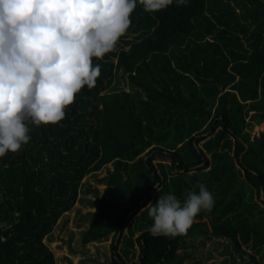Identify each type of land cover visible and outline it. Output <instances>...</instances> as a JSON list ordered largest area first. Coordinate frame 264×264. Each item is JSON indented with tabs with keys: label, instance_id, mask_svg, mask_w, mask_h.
Segmentation results:
<instances>
[{
	"label": "trees",
	"instance_id": "16d2710c",
	"mask_svg": "<svg viewBox=\"0 0 264 264\" xmlns=\"http://www.w3.org/2000/svg\"><path fill=\"white\" fill-rule=\"evenodd\" d=\"M230 1L238 12L228 0H173L154 13L138 3L114 51L93 58L101 69L95 87L85 86L59 123L29 124V142L0 157V264H55L43 239L82 187L94 211L81 243L117 236L113 264H182L188 246L211 236L225 240L221 252L231 260L223 264H237L232 253L241 264H264V133L257 142L248 131L264 121V0ZM207 36L212 42L201 48ZM189 48L195 61L213 50L200 83L169 76L157 85L140 81L143 98L105 93L116 74L136 81L154 80L153 70L175 72L167 53ZM107 163L97 179L101 194L81 182L93 164ZM198 184L213 195L212 209L201 210L184 235L151 236L144 207L169 193L183 203Z\"/></svg>",
	"mask_w": 264,
	"mask_h": 264
},
{
	"label": "clouds",
	"instance_id": "9594fccd",
	"mask_svg": "<svg viewBox=\"0 0 264 264\" xmlns=\"http://www.w3.org/2000/svg\"><path fill=\"white\" fill-rule=\"evenodd\" d=\"M138 3L154 13L173 0H0V157L29 142V124L59 123L76 95L95 87L101 69L93 58L114 51ZM197 187L183 203L169 193L144 207L151 236L184 235L212 209L213 195Z\"/></svg>",
	"mask_w": 264,
	"mask_h": 264
},
{
	"label": "rangeland",
	"instance_id": "374dc122",
	"mask_svg": "<svg viewBox=\"0 0 264 264\" xmlns=\"http://www.w3.org/2000/svg\"><path fill=\"white\" fill-rule=\"evenodd\" d=\"M230 5L236 9L238 12V6L232 1L228 0ZM238 7V8H237ZM214 21V19H213ZM239 32L238 36L240 40L246 45V36H243ZM208 41L212 42V39L208 36L203 38L199 44L203 48V44ZM214 42V41H213ZM221 45V42L217 41ZM206 47V46H205ZM184 49V48H181ZM191 49H186L184 51L178 50L176 53H167L170 56V65L175 68V72L169 71L164 72L161 70H153L152 77L158 81L151 80L150 76H146L143 79H137L136 81H131L127 78V75L116 74L110 84L109 89L105 91L106 94H121L126 93L127 95L134 97V99L145 97L144 88L140 81L145 83L152 82L153 84H158L162 80H168L169 78L174 79L178 84H183L185 82H193L195 84L200 83L199 75L205 73L208 70V59L206 56L213 53V50H208L207 48L199 56V61H195L190 56ZM171 54V55H170ZM231 61L227 59L224 65V70L231 73ZM264 133V124L256 125L254 130L251 132V136L260 137ZM206 135V134H205ZM155 161H162L170 163L169 157L165 155H158ZM106 169H111V164L107 163L102 166L98 164H93L87 169L85 175L83 176L81 182L83 184L96 186L99 190V194L105 187L104 182H99L97 179L104 177L107 172ZM83 188V187H82ZM79 193V201H77L71 210L64 213L54 225L52 232L43 239L46 245L52 250L55 258V264H113L112 263V243L118 238L112 233L106 235L105 238L90 242L85 245L81 243V233L87 226V213L93 212L94 208H89L86 205V199L93 200L89 195L83 193V189ZM3 241V240H1ZM225 242L223 238H216L211 236L205 239L204 244L195 242L193 245L186 248L187 251L191 252L190 257L183 260L182 264L193 263L195 261H200V264H223V258L226 259L225 262L229 263L231 257L228 253H223L222 245ZM182 249V248H181ZM185 250V248H183ZM182 251V250H179ZM230 253L231 250L228 249ZM235 257V262L241 264V259L237 254L232 253Z\"/></svg>",
	"mask_w": 264,
	"mask_h": 264
},
{
	"label": "water",
	"instance_id": "95a60500",
	"mask_svg": "<svg viewBox=\"0 0 264 264\" xmlns=\"http://www.w3.org/2000/svg\"><path fill=\"white\" fill-rule=\"evenodd\" d=\"M260 124H264V121L262 120V119H260V118H257V119H255L254 121H252V122H250L249 123V133H251L253 130H254V128H255V126L256 125H260ZM206 134V132L205 133H203L202 135H205ZM251 139L252 140H255V141H257V142H260L261 140L259 139V138H257L256 136H251ZM245 149H247V146H246V144H245ZM246 151V150H245ZM157 185V184H156ZM155 185V186H156ZM261 198H263V196L261 195L260 196ZM120 233V232H119ZM118 233V234H119ZM116 242H117V239L115 240V244H116Z\"/></svg>",
	"mask_w": 264,
	"mask_h": 264
},
{
	"label": "built area",
	"instance_id": "2783aa9c",
	"mask_svg": "<svg viewBox=\"0 0 264 264\" xmlns=\"http://www.w3.org/2000/svg\"><path fill=\"white\" fill-rule=\"evenodd\" d=\"M0 240H3V237H0Z\"/></svg>",
	"mask_w": 264,
	"mask_h": 264
}]
</instances>
